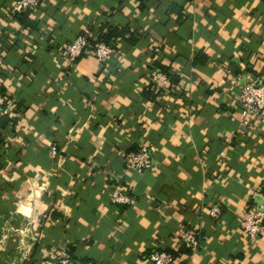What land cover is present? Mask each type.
<instances>
[{
	"label": "crops",
	"instance_id": "crops-1",
	"mask_svg": "<svg viewBox=\"0 0 264 264\" xmlns=\"http://www.w3.org/2000/svg\"><path fill=\"white\" fill-rule=\"evenodd\" d=\"M16 1L0 0V85L15 101L0 108V264L64 249L74 264H152L185 228L209 238L185 264H264V224L252 242L240 226L247 205L264 211V123L242 125L235 84L264 75V0H45L34 25ZM126 26L135 40L111 42L105 64L64 63L84 29ZM154 62L178 81L156 89ZM141 145L153 167L127 169ZM117 186L131 204L111 202Z\"/></svg>",
	"mask_w": 264,
	"mask_h": 264
},
{
	"label": "built area",
	"instance_id": "built-area-1",
	"mask_svg": "<svg viewBox=\"0 0 264 264\" xmlns=\"http://www.w3.org/2000/svg\"><path fill=\"white\" fill-rule=\"evenodd\" d=\"M45 0H17L14 6L16 12L35 11L43 6ZM116 45L110 44L98 38L90 28H86L78 35L63 51L64 63L74 66L78 59L83 56L95 58L99 63L105 64L116 53ZM151 80L156 89L161 90L169 84L167 74L159 69L151 70ZM235 84L239 86L238 106L242 125L245 128L258 127L264 123V75L260 78L243 80L237 78ZM15 101L9 99L2 91L0 85V108L2 114L13 115ZM56 154L57 147L51 148ZM152 149L148 145H141L135 150L125 154L127 169L144 172L153 167ZM264 199V195L262 194ZM111 202L115 204H131L132 197L126 188L117 186L110 195ZM264 201V200H263ZM264 208V204L261 205ZM221 203H216L210 209L212 218L222 215ZM264 224V211L256 210L247 205L240 215V226L248 241L256 240L262 233ZM207 235L195 228H185L179 239L180 245L171 250L156 249L148 256L152 264H185L186 260L196 253L203 241H207ZM51 264H74L73 256L69 250H61L53 255Z\"/></svg>",
	"mask_w": 264,
	"mask_h": 264
},
{
	"label": "trees",
	"instance_id": "trees-1",
	"mask_svg": "<svg viewBox=\"0 0 264 264\" xmlns=\"http://www.w3.org/2000/svg\"><path fill=\"white\" fill-rule=\"evenodd\" d=\"M28 10L22 11L19 13L21 15L20 20L26 25H34L31 20H28ZM137 33L135 31H131L129 26L118 28V27H110L107 29V31L103 33H99L97 36L99 39L104 40L107 43L112 44L111 42L120 40V39H130L135 40ZM151 69H159L166 73L169 77H171L175 82L178 81V77H175L176 74L173 73V70L171 66L160 63V62H154L151 66ZM12 120L9 119L8 116H3L0 118V145L5 142V132L6 127L10 124ZM1 159V157H0ZM264 191V189H263Z\"/></svg>",
	"mask_w": 264,
	"mask_h": 264
},
{
	"label": "water",
	"instance_id": "water-1",
	"mask_svg": "<svg viewBox=\"0 0 264 264\" xmlns=\"http://www.w3.org/2000/svg\"><path fill=\"white\" fill-rule=\"evenodd\" d=\"M260 204H262V203H260Z\"/></svg>",
	"mask_w": 264,
	"mask_h": 264
}]
</instances>
